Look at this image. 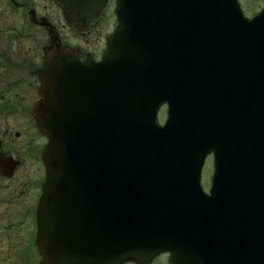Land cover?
<instances>
[{"label": "water", "instance_id": "95a60500", "mask_svg": "<svg viewBox=\"0 0 264 264\" xmlns=\"http://www.w3.org/2000/svg\"><path fill=\"white\" fill-rule=\"evenodd\" d=\"M54 1L78 32L106 4ZM115 15L100 63L82 65L57 37L45 56L33 111L48 139L39 264L163 253L172 264H229L231 253L264 264V10L249 21L237 0H116ZM14 167L6 160L3 174Z\"/></svg>", "mask_w": 264, "mask_h": 264}, {"label": "flooded vegetation", "instance_id": "af4514ba", "mask_svg": "<svg viewBox=\"0 0 264 264\" xmlns=\"http://www.w3.org/2000/svg\"><path fill=\"white\" fill-rule=\"evenodd\" d=\"M0 3L3 4L0 6V152L8 153L11 135L19 138L31 133L27 142L34 143L36 132L32 110L38 100L43 59L51 43L50 35L56 31L62 46L75 48L82 61L88 58L98 61L104 42L102 39L99 47L101 37H94L98 47L92 50L70 46L62 32L65 27H70L64 21L62 9L51 0H0ZM98 23L90 27V32ZM31 212L32 207H29L27 214L30 216ZM162 257H157L150 264H167Z\"/></svg>", "mask_w": 264, "mask_h": 264}, {"label": "rangeland", "instance_id": "374dc122", "mask_svg": "<svg viewBox=\"0 0 264 264\" xmlns=\"http://www.w3.org/2000/svg\"><path fill=\"white\" fill-rule=\"evenodd\" d=\"M246 17L250 18L257 13L263 4V0H239ZM3 5L0 3V6ZM3 8V7H2ZM1 13V12H0ZM4 13H8L5 12ZM112 15L110 9L106 10L105 16L99 20L98 26L90 33L83 37L75 35L70 28H64L65 38L70 46H81L87 50L98 47L93 40L94 37L102 39L107 35L111 25ZM58 23V22H57ZM166 119L164 108H161L158 114V124H162ZM11 126V124H10ZM13 131L15 129H12ZM35 134V132H34ZM32 134L22 137L10 136L9 147H14L16 154L23 160L19 168L10 179L0 176V264H24L26 258L22 256L27 246V237L30 229V219L28 217V208L32 205L33 196L35 195L41 179L39 163L34 157L26 153L29 146L27 141L31 139ZM34 143L42 144L44 142L38 135H34ZM211 161L207 158L202 170L201 185L204 191L209 189L211 176ZM38 192V191H37Z\"/></svg>", "mask_w": 264, "mask_h": 264}]
</instances>
